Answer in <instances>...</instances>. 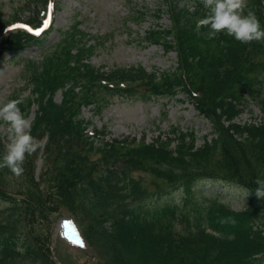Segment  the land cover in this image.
I'll return each mask as SVG.
<instances>
[{"label":"trees","instance_id":"16d2710c","mask_svg":"<svg viewBox=\"0 0 264 264\" xmlns=\"http://www.w3.org/2000/svg\"><path fill=\"white\" fill-rule=\"evenodd\" d=\"M51 1L26 0L0 20V60L19 56L30 90L26 98L17 90L8 99H21L28 117L36 107L32 135L45 143L26 158L20 178L0 169V264H57L53 226L63 211L75 217L95 264H264V199L255 195L256 179H264V42L245 45L223 33L205 39L195 32L206 15L199 0H161L166 9L153 16L166 14L170 25L154 26L140 42L175 52L174 68L98 67L91 59L108 37H92L78 21L42 59L20 56L43 46L49 32L37 37L8 27H40L36 7L46 10ZM248 3L264 27V0ZM150 14L132 7L125 24ZM180 93L211 123L201 145L195 130L178 126L152 142L106 140L111 132L105 127L90 135L92 122L82 116L89 106L101 113L115 97L148 102ZM250 103L260 107L262 120L239 122ZM205 180L235 184L251 198L235 211L220 196L196 189ZM178 190L179 201L160 202Z\"/></svg>","mask_w":264,"mask_h":264},{"label":"rangeland","instance_id":"374dc122","mask_svg":"<svg viewBox=\"0 0 264 264\" xmlns=\"http://www.w3.org/2000/svg\"><path fill=\"white\" fill-rule=\"evenodd\" d=\"M25 1L0 0V20H8ZM191 1L180 0V5ZM132 7L139 10L149 8L150 17L140 24H125V18ZM159 7L166 9V4L161 0H54L46 10L42 5L36 7L39 20H42L43 24L49 19V14L51 17V23L46 28L43 25V29L50 27L45 43L41 47L26 50L20 56L35 60L42 59V52L57 45L63 37L62 34L78 21L81 23L80 28L92 37H108V41L92 56L91 62L98 67L142 66L150 72L174 68L177 65L175 52L166 53L159 45H146L140 42L142 36H145L146 31L151 27L170 25V19L166 14L159 19L153 16L154 11ZM29 16L30 13L27 12L23 19L26 20ZM94 41L92 39L90 42ZM18 59L19 56L17 58L13 54H8L0 60V104L17 90L21 91L22 97L26 98L30 95V90L24 89L26 83L22 76L23 65ZM56 100L58 102L62 100L60 92L56 95ZM35 110L36 107L30 115L31 120L34 119ZM82 116L92 122L90 134H93V128L101 130L107 127L111 135L106 139L129 136L137 139L146 138L151 142L160 135L166 137L172 127L178 126L183 130H195L198 135L197 144L201 145L204 136L209 135L212 130L211 123L199 114L184 93L172 99L156 98L148 102L140 97H115L101 113L95 112L92 106L84 107ZM262 118L260 107L250 103L238 121L258 123ZM41 168L40 159L37 164V179ZM196 189L206 196H220L237 211L244 209L251 198L247 190L220 181H201ZM182 196L181 190L174 191L163 197L160 202H176ZM3 205L0 203V207ZM52 240V254L57 264H95L92 254L87 252L86 243L75 217L67 211L57 215ZM60 253L66 260L61 259Z\"/></svg>","mask_w":264,"mask_h":264},{"label":"clouds","instance_id":"9594fccd","mask_svg":"<svg viewBox=\"0 0 264 264\" xmlns=\"http://www.w3.org/2000/svg\"><path fill=\"white\" fill-rule=\"evenodd\" d=\"M199 3L206 15L196 21L198 35L211 40L223 33L245 45L264 42V27L248 0H199ZM193 7L194 4L190 5L189 10ZM22 103L21 99H8L0 104V132L4 143L0 169H8L16 178L23 175L26 158L45 147L42 139L32 135L33 123L22 112ZM255 184L256 197L264 199V179L257 178Z\"/></svg>","mask_w":264,"mask_h":264},{"label":"snow or ice","instance_id":"6c2138e0","mask_svg":"<svg viewBox=\"0 0 264 264\" xmlns=\"http://www.w3.org/2000/svg\"><path fill=\"white\" fill-rule=\"evenodd\" d=\"M50 23H51V17H50V14H49V19L47 21H45L44 27L46 28ZM15 27L27 28V26H25V25H17ZM28 30L29 31H34V34H36V35H40L41 31H43V28L40 29V30H32V29L28 28ZM81 246H83V245L81 244Z\"/></svg>","mask_w":264,"mask_h":264}]
</instances>
